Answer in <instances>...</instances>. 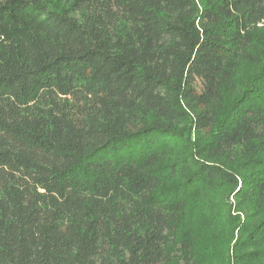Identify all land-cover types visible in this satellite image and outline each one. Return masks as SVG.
<instances>
[{"label": "trees", "instance_id": "16d2710c", "mask_svg": "<svg viewBox=\"0 0 264 264\" xmlns=\"http://www.w3.org/2000/svg\"><path fill=\"white\" fill-rule=\"evenodd\" d=\"M0 264H264V0H0Z\"/></svg>", "mask_w": 264, "mask_h": 264}, {"label": "rangeland", "instance_id": "374dc122", "mask_svg": "<svg viewBox=\"0 0 264 264\" xmlns=\"http://www.w3.org/2000/svg\"><path fill=\"white\" fill-rule=\"evenodd\" d=\"M231 202H235V199L233 197L230 198ZM242 219H244V216L242 215ZM239 234L236 233V236H238Z\"/></svg>", "mask_w": 264, "mask_h": 264}]
</instances>
